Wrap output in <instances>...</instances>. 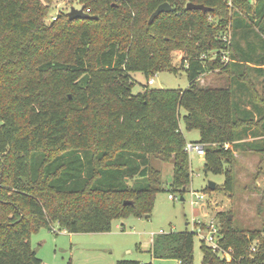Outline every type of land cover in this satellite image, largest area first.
Here are the masks:
<instances>
[{
    "label": "trees",
    "instance_id": "obj_1",
    "mask_svg": "<svg viewBox=\"0 0 264 264\" xmlns=\"http://www.w3.org/2000/svg\"><path fill=\"white\" fill-rule=\"evenodd\" d=\"M52 1L0 0V264H42L30 245L40 228L98 234L130 214L148 218L161 191L150 156L173 164L165 191L184 195L190 163L181 109L186 131L199 132L204 171L225 177L221 191L233 189L238 131L264 137V110L254 98L255 122L239 116L231 87L197 86L201 75L217 71L256 95L233 62L239 46L224 40L230 24L255 27L264 43V0H82L95 19L61 15L47 26ZM163 3L172 10L148 23ZM187 3L210 11L186 10ZM177 51L179 69L172 65ZM225 54L231 61L223 64ZM244 59L264 65V56ZM162 72H183L188 87L132 93V74L149 80ZM262 142L257 151L264 152ZM219 217L218 245L230 261L201 243L202 264H264V224L245 231L229 215ZM194 237L161 234L152 258L193 264Z\"/></svg>",
    "mask_w": 264,
    "mask_h": 264
},
{
    "label": "rangeland",
    "instance_id": "obj_2",
    "mask_svg": "<svg viewBox=\"0 0 264 264\" xmlns=\"http://www.w3.org/2000/svg\"><path fill=\"white\" fill-rule=\"evenodd\" d=\"M82 4V0H53L48 6L44 24L48 26L57 17L67 15L71 8L81 9ZM210 20L214 23L218 22L217 19ZM225 34L227 44L239 46L234 52L236 54H234L233 62L240 64L238 71L245 73V78L257 96H249L236 84L229 85L228 77L217 71L201 75L197 86L212 89L231 87L233 103L238 109L239 116L251 118L255 122L259 117L253 107L252 98L255 103L259 102L258 106L264 110V65L241 60L251 57L252 61H262L264 43L255 27L234 30L228 24ZM212 54L210 53L209 57L213 59ZM182 56L183 54L179 51L173 52L172 65L174 67L178 69L181 67ZM230 61L228 57V62ZM245 66L248 69H243ZM132 78L135 81L133 94L141 92L143 87L153 90H184L188 87V81L183 72L176 75L166 72L158 73L149 78L154 82L150 86L143 74L134 73ZM185 115V111L181 109L180 131L187 143H198L199 132L185 129L183 122ZM254 132L253 128L238 131L239 135L235 142L237 148L233 152L235 161L232 166L233 189L231 193L220 190L225 181L224 175L206 173L203 169L204 157L192 152L188 153L190 184L187 190L184 195L170 194L165 190L172 182L173 164L150 156V165L161 173V191L155 196L154 206L148 218L139 219L130 214L125 219L114 220L110 232L106 234H69L59 230L56 226H53L51 231L47 228H40L30 236L31 249L42 264H115L118 260H132L142 264H178L171 259H153L152 244L161 234L187 231L195 234L193 264H202L200 245L202 243L210 247L205 239L207 227L211 221L218 227L221 225V223L218 224L220 213L229 215L230 221L237 229L250 231L263 227L264 152L257 151L256 147L262 145L264 137L254 135ZM244 145L251 149H245ZM225 148H231V145H225ZM209 182L216 185L213 191L207 189ZM169 195L176 199L169 200ZM198 196L202 199L198 200ZM180 197H183V201H180ZM215 253L219 258L230 261L227 252L221 250Z\"/></svg>",
    "mask_w": 264,
    "mask_h": 264
},
{
    "label": "built area",
    "instance_id": "obj_3",
    "mask_svg": "<svg viewBox=\"0 0 264 264\" xmlns=\"http://www.w3.org/2000/svg\"><path fill=\"white\" fill-rule=\"evenodd\" d=\"M88 12H89L88 9H86L84 11V13H86V14ZM224 41L226 42V40H224ZM222 61H223V63L228 62V57H227L226 54L223 55ZM147 84H148V86H150V85H153L154 82H153L152 79H149L147 81ZM185 151L187 153H192L193 152V153H195V154H197L199 156H204V148H203V145L200 144V143H186L185 144ZM197 198H198V200H201L202 199L201 196H198ZM168 199L169 200H175L176 198L174 196H172V195H169L168 196ZM207 229L208 230H207V235L205 236V239H206L207 243L210 245V248L213 251L215 250V252L221 251V249H220V247L218 245V240H219V227L216 226V224L211 221L209 223ZM252 250H254V249H252Z\"/></svg>",
    "mask_w": 264,
    "mask_h": 264
},
{
    "label": "water",
    "instance_id": "obj_4",
    "mask_svg": "<svg viewBox=\"0 0 264 264\" xmlns=\"http://www.w3.org/2000/svg\"><path fill=\"white\" fill-rule=\"evenodd\" d=\"M186 10H198L201 11L203 13H206L208 11H210V8L205 7L204 5L201 4H193V3H187ZM172 10V8L169 6L168 3H163L161 5H159L156 10L151 14L148 23H152L153 20L160 15L161 13H169ZM68 19L74 20V19H86V18H93L95 19L96 17H90L88 16L86 13H84L83 9H75V8H71L70 12L67 14ZM215 184L213 182H209L208 183V189L210 191H213L215 189ZM180 201H183V197H180ZM124 205H130L131 202L130 201H124L123 202ZM228 220H230V217L228 218Z\"/></svg>",
    "mask_w": 264,
    "mask_h": 264
},
{
    "label": "crops",
    "instance_id": "obj_5",
    "mask_svg": "<svg viewBox=\"0 0 264 264\" xmlns=\"http://www.w3.org/2000/svg\"><path fill=\"white\" fill-rule=\"evenodd\" d=\"M120 227H118V229H119ZM98 234H106V233H98ZM142 264V263H141Z\"/></svg>",
    "mask_w": 264,
    "mask_h": 264
}]
</instances>
